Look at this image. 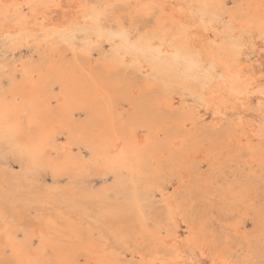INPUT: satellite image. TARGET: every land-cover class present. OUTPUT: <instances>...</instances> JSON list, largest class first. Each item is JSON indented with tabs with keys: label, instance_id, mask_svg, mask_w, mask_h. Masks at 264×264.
<instances>
[{
	"label": "bare ground",
	"instance_id": "1",
	"mask_svg": "<svg viewBox=\"0 0 264 264\" xmlns=\"http://www.w3.org/2000/svg\"><path fill=\"white\" fill-rule=\"evenodd\" d=\"M118 1L120 8L114 2L103 4L110 6L115 21L123 25L124 12L134 25L140 16L152 17V32L159 34L165 52L176 51L184 60L152 58L145 50L152 37L148 41L138 37L132 42L135 47L113 37L111 45L120 58L101 61V66L85 52L69 58L66 52L76 53V46L67 37L76 28L97 37L84 27L90 6L97 4L0 0V5H24L19 11L31 18L23 43L44 48L41 60L8 69V83L0 76V139L10 145V154L21 166L13 175L8 160L0 157V264H131L125 258L127 251L143 264L176 250L185 260L201 264L249 261L253 252L234 251L227 235L219 239L213 234L204 212L196 210L191 217L186 206L194 207L195 196L211 202L218 198L228 209L240 212L231 223L240 245L246 243L251 250L252 239L263 238L264 202L258 194L264 190V130L249 118L252 111L261 115L260 95L247 85L240 87L251 91L250 96L225 94L219 75L206 77L186 65L185 57L192 52L184 45L190 40L191 48L204 50L198 53L204 58L214 51L217 62L231 64L238 59L242 74L258 85L264 74V34L258 28L261 9L257 7L261 0H234L236 8L228 6V0ZM199 3L225 16L227 28L214 24L210 14L212 19L200 16ZM29 4L38 7L30 9ZM177 22L187 31H181ZM112 29L118 31V26L107 30ZM19 31L15 24L5 30L0 22V33ZM253 36L259 39L255 45L262 67L245 56L243 39L252 41ZM184 93L199 99L202 109L213 115L211 121L202 122L200 111L184 103ZM83 149L89 152L87 158ZM203 164L207 169H202ZM44 171L52 173L54 189L62 187L65 176L72 191L86 176L111 174V182L100 190L86 188L81 194L101 196L116 190L127 198L130 211L117 205L104 208L124 244L107 243L103 231H95L83 212L46 216L38 210L32 218L30 205L41 195L54 196L52 188L43 189L44 184L38 183L45 180ZM11 179L16 180L12 191ZM148 192L160 195L159 206L142 205ZM250 214L256 224L252 235L244 230V216ZM256 257L264 259V246Z\"/></svg>",
	"mask_w": 264,
	"mask_h": 264
},
{
	"label": "rangeland",
	"instance_id": "2",
	"mask_svg": "<svg viewBox=\"0 0 264 264\" xmlns=\"http://www.w3.org/2000/svg\"><path fill=\"white\" fill-rule=\"evenodd\" d=\"M98 6H102L103 4H110L114 2L118 8L122 7L120 2L118 0H91ZM228 6H233L235 5L234 0H228L227 1ZM203 4L199 3L198 6V14L202 17H207V18H214V24L220 26L221 28H227V19L225 16H222L219 14L217 11L211 9L208 10V8H203L201 7ZM201 7V8H200ZM110 8V7H109ZM207 10V11H206ZM215 15H213V14ZM207 14V15H206ZM210 14L212 17H210ZM217 15V16H216ZM219 15V16H218ZM215 16V17H214ZM218 21H217V20ZM114 20V19H113ZM121 20L123 23V26L125 29H130L133 31H136L140 33L139 37H142L145 39V41H148L151 37L153 38L151 40L152 43H146L145 44V50L151 55L152 58H156L159 61H165L166 59H169L171 61H182L184 60L181 55H179L176 51L171 50L169 53H166L164 50L163 43L161 38L159 37V34L153 33L152 32V23H153V18L152 17H138V23L135 25L131 23L128 13H122L121 15ZM108 28H115L113 24H109ZM112 32H116L112 29ZM7 33H0V76L2 77L4 83H8V79L5 75L8 69L17 67L20 69V67L23 64L29 63L31 61H38L41 60L42 55H43V49L40 48L38 43H31V44H25L22 42L21 44L15 43L14 41L5 40V35ZM2 35V36H1ZM92 35L89 31L81 29V28H76L72 35H69L67 37V42L70 44L76 46V50L74 53L73 50L67 51V56L71 58L74 56V54H80L82 52L86 53V56L88 55L91 61L93 62L94 65L101 66V61H110L112 58L119 57V53L114 49V47L107 43L104 42L99 45V47H96V40L97 37ZM115 37V36H114ZM93 38V39H92ZM118 39V37H117ZM250 39H247L245 37L243 40L244 42V48H245V56H247L248 59L252 60L256 64H258L260 67H262V62L259 57V53L257 50V45L259 42L258 38H255L254 36ZM256 39V40H255ZM255 40V41H253ZM158 41V42H156ZM154 42V43H153ZM129 43V42H127ZM254 43V44H253ZM14 45V46H13ZM248 45V46H247ZM161 49L163 55L160 52H155L153 49ZM248 52H247V51ZM252 50V51H251ZM18 51V52H17ZM256 54H255V53ZM12 53V55H11ZM247 54V55H246ZM5 55V56H4ZM23 55V56H22ZM71 55V57H70ZM250 55V56H249ZM253 56V57H252ZM252 57V58H251ZM258 57V58H257ZM8 59V60H7ZM260 60V61H259ZM186 65L188 67H192L191 63L188 61H185ZM123 67L127 68V65L124 63ZM130 71V68H128ZM143 74L137 73V77L140 78L142 77ZM57 88V87H56ZM58 90V89H56ZM188 94V95H187ZM187 99V100H186ZM190 102H189V101ZM193 100V101H192ZM183 101L184 103L194 112L200 111V115H202V122H209L213 118V115L208 111L202 109L201 102L199 99L195 98L189 93H184L183 94ZM193 106V107H192ZM200 106V107H198ZM200 108V109H199ZM195 109V110H193ZM207 113V114H206ZM209 115V116H208ZM212 115V116H211ZM208 116V117H207ZM206 118V119H205ZM251 120L254 121L256 124V128L260 130H264V115H259L256 113V111H252L251 115L249 116ZM261 122V123H260ZM10 150V145L6 142L5 139H0V157L5 156L3 160L5 161L8 160V164L10 163L12 166L8 168L11 170L12 174L14 175L17 174L18 172L21 171V166L20 163L15 161L13 156L9 152ZM75 150L78 151V147H75ZM83 154L87 158L89 156V152L87 149H83ZM85 151V152H84ZM8 153L10 155H8ZM12 158V161H11ZM10 160V161H9ZM15 161V162H13ZM14 163V164H13ZM203 170L207 169L208 165L203 164L202 166ZM15 168V169H14ZM20 169V170H19ZM15 171V172H14ZM44 176L45 180L42 179V181L38 183H42L43 189L47 187L52 188V192L54 194L53 199L45 198L44 195H41L40 199H36L32 205L31 209V217L36 218L35 214L38 210H40L41 213L44 215L48 216H56L58 213H69L72 214V210L76 211L78 214L79 212H83L88 218V223L91 224V227L95 231H103V237L107 243L110 245H115V246H121L124 244V241L118 234L116 233V228L115 226L110 222L109 220V215L110 212L107 210H104L106 207V204L108 205H117L119 210L130 211V207H127V198L123 197L122 194H118L116 192L111 190L109 191L108 195H101L97 194L94 192V195L86 196L84 197L81 192L86 189V190H91V191H96L100 190L101 186L103 184L109 183L112 180V175L109 174L107 177L103 176H97V175H89L84 177L82 180L77 181V187H75L72 190H70L69 186L66 185L67 182H69V179L63 176L61 178L64 179L63 181L60 180V183L62 184V187L58 189H54V180H53V175L50 171H44L41 174ZM51 178H50V177ZM48 178V179H47ZM108 178V179H107ZM100 180V182L98 181ZM98 183H97V182ZM80 184H79V183ZM16 180L12 179L10 180L8 184V188L12 191L15 187ZM81 188L80 191H78ZM264 188V187H263ZM76 189V190H75ZM68 191V192H66ZM148 197L144 198L145 200L142 201V205L147 206V208L152 207V206H159V197L160 195L157 194L156 192H148ZM154 195V196H153ZM158 196V197H157ZM96 197V198H95ZM258 198L260 199L261 202H264V190H259ZM116 201H115V200ZM44 200V201H43ZM114 200V201H113ZM43 201V202H42ZM45 205H44V204ZM202 203V204H201ZM194 207L186 206L187 211L189 214L195 215L196 210H201L207 215V223L209 224V227L211 228L213 234L221 239L225 238V235H227V240L229 241L230 245L232 246V249L236 251L237 253L244 255L247 253L253 252V256L249 257V261H252V264H259V261L261 260L260 257H256L257 254L261 251L262 247L264 246V236L262 239H259V242L256 241L255 238L252 239V245L253 248L251 250H248V247L246 243L239 244L238 236L235 234V231L232 228V222L236 220L239 217V211L238 210H230L227 207H225L222 204V201L218 198H214V202H211L210 199L208 198H203L200 199L199 196H195L193 199V203H191ZM211 207H210V206ZM59 207V208H58ZM152 209V208H151ZM62 210V211H61ZM207 210V211H206ZM70 211V212H69ZM210 214V215H209ZM251 215L244 216V230L248 232V234L252 235L255 232L256 229V224L254 220L251 218ZM250 222V223H247ZM249 225V226H248ZM184 227H182L181 232H184ZM99 234V233H97ZM131 245V244H130ZM239 249V250H238ZM128 255V256H127ZM126 260H128L131 264H137V258L136 255H133L131 251L126 252L125 256Z\"/></svg>",
	"mask_w": 264,
	"mask_h": 264
},
{
	"label": "snow or ice",
	"instance_id": "3",
	"mask_svg": "<svg viewBox=\"0 0 264 264\" xmlns=\"http://www.w3.org/2000/svg\"><path fill=\"white\" fill-rule=\"evenodd\" d=\"M24 5H13V4H3L0 5V22L3 23L5 30L12 24H15L16 28L20 31L17 35H12L11 32H8L5 35V40H11L22 45L24 36L26 35L24 29L27 25V22L30 20L29 15H25L19 11L23 8ZM28 8L34 9L38 7L36 5L29 4ZM39 7L52 8L58 7V5H40ZM110 6L103 5L97 6L92 5L91 14L85 18L84 27H90L93 32L97 34L96 47H99L100 44L107 42L109 44L113 43V37H118L119 39L129 42L133 47L136 45L132 42L136 40L140 33L125 29L119 21L113 20L112 14L108 11ZM203 8L211 7L209 5H202ZM236 5H233V8H236ZM261 9L260 21H259V31L261 34H264V0H261V3L257 6ZM12 9H16V12H12ZM239 22V21H238ZM113 24L118 26V31L112 32L108 29V25ZM179 25V22H177ZM255 27V26H254ZM181 31H187L184 25H179ZM211 30V29H209ZM175 32V30H174ZM31 38V36H29ZM217 39H220L218 34ZM206 43L212 44L213 42L207 41ZM186 48L192 52V56L185 57V60L190 62L193 69L200 70L204 73L206 77H215L216 75L220 76L222 82L219 87L222 90L231 91L234 95L240 97H247L252 95L251 91L245 92L240 85H247L249 89H256L260 95V109L262 115H264V74L260 79L259 84L257 85L255 80L250 76H244L240 70V61L235 59L233 63L226 64L222 59L217 62V54L214 51H210L209 57L204 58L203 55H198L202 53L203 49L191 48V41H185ZM155 52H160L162 55L161 49H153ZM211 60V62H209ZM38 264V262H37ZM143 264H201L198 260H185L183 254L176 250L174 255H158L154 259H149L143 261ZM213 264H217L216 261H213ZM222 264H252V261H223ZM259 264H264V259L259 261Z\"/></svg>",
	"mask_w": 264,
	"mask_h": 264
}]
</instances>
